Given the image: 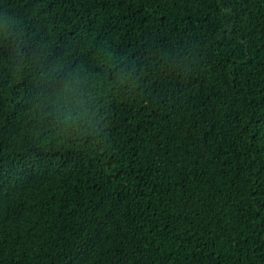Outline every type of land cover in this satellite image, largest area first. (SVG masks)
<instances>
[{
	"label": "trees",
	"instance_id": "1",
	"mask_svg": "<svg viewBox=\"0 0 264 264\" xmlns=\"http://www.w3.org/2000/svg\"><path fill=\"white\" fill-rule=\"evenodd\" d=\"M0 264H264V0H0Z\"/></svg>",
	"mask_w": 264,
	"mask_h": 264
},
{
	"label": "clouds",
	"instance_id": "2",
	"mask_svg": "<svg viewBox=\"0 0 264 264\" xmlns=\"http://www.w3.org/2000/svg\"><path fill=\"white\" fill-rule=\"evenodd\" d=\"M5 35H7V33ZM22 51H26V49H22ZM47 60L50 67L41 71L39 75L44 81L48 82L49 84L53 79L57 83L65 80L73 71V66L70 65L67 68H65L62 64L57 63L56 62L58 60L57 56L49 55ZM113 70L116 69L114 68ZM51 92H52V88L46 87L42 91L36 93L37 102L46 104ZM64 119L67 120L69 119V117L66 115L64 116Z\"/></svg>",
	"mask_w": 264,
	"mask_h": 264
}]
</instances>
